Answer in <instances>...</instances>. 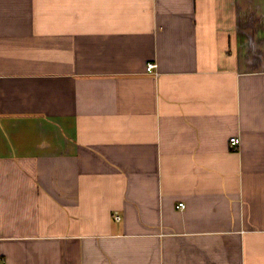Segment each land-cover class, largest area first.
Segmentation results:
<instances>
[{"label": "crops", "instance_id": "crops-1", "mask_svg": "<svg viewBox=\"0 0 264 264\" xmlns=\"http://www.w3.org/2000/svg\"><path fill=\"white\" fill-rule=\"evenodd\" d=\"M3 262L264 264V0H0Z\"/></svg>", "mask_w": 264, "mask_h": 264}, {"label": "built area", "instance_id": "built-area-1", "mask_svg": "<svg viewBox=\"0 0 264 264\" xmlns=\"http://www.w3.org/2000/svg\"><path fill=\"white\" fill-rule=\"evenodd\" d=\"M155 66H156V64H155L154 62H150V63H148V64H147V71H149V72H153ZM239 143H240V138H239L238 136H232V137L230 138V145H231V148H237V147L239 146ZM178 207H179V208H183V207H185L184 202H180V203L178 204ZM113 217H114V220H120V215H119L118 213H115ZM3 264H5V263L3 262Z\"/></svg>", "mask_w": 264, "mask_h": 264}]
</instances>
